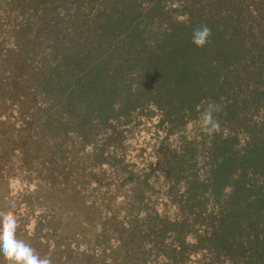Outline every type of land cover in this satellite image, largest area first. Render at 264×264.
<instances>
[{
  "label": "trees",
  "instance_id": "16d2710c",
  "mask_svg": "<svg viewBox=\"0 0 264 264\" xmlns=\"http://www.w3.org/2000/svg\"><path fill=\"white\" fill-rule=\"evenodd\" d=\"M202 26L211 35L197 47ZM8 107L75 135L127 192L105 230L62 216L51 181V234L39 223L30 237L40 259L264 264V0H0V164L17 152ZM144 120L162 139L156 166L141 168L126 142Z\"/></svg>",
  "mask_w": 264,
  "mask_h": 264
},
{
  "label": "rangeland",
  "instance_id": "374dc122",
  "mask_svg": "<svg viewBox=\"0 0 264 264\" xmlns=\"http://www.w3.org/2000/svg\"><path fill=\"white\" fill-rule=\"evenodd\" d=\"M7 109L9 111L6 116L9 118L4 117L2 121L7 122L6 128L12 137L13 146L9 148H15L17 152L8 163L0 164L1 169H5L0 174V219L3 220L0 230L6 226L9 218L14 217V237L27 247L32 244L30 237L39 223L45 225L42 235H50L48 220L44 222L42 219L52 215L46 212L41 204L51 181L55 184L56 196L61 199L59 205H62V211L59 213L62 216L67 212L81 213L83 217L90 214L94 225L105 230L116 225L114 219L118 213L124 215L125 210L120 208L125 207L127 192L110 184L109 172L104 168L90 166L89 149L84 148L75 135L53 133L52 130L45 129L38 117L32 119L31 116L35 114L33 110L29 112V118L23 121L15 107ZM161 139L156 121L144 120V124L137 128L126 142L128 159H134L141 168L150 163L156 166L159 160L156 151ZM19 152L29 155L27 166L22 163ZM158 180L157 187H161V172L158 174ZM51 222L53 231L55 227L58 230L54 231L52 237L57 241L61 235V226L57 221ZM108 243L110 242L106 245ZM53 247L51 244V249ZM0 264L11 262L7 260V263Z\"/></svg>",
  "mask_w": 264,
  "mask_h": 264
},
{
  "label": "clouds",
  "instance_id": "9594fccd",
  "mask_svg": "<svg viewBox=\"0 0 264 264\" xmlns=\"http://www.w3.org/2000/svg\"><path fill=\"white\" fill-rule=\"evenodd\" d=\"M211 31L207 26H202L193 31V44L203 47ZM16 221L14 217L8 219L6 226L0 230V255L6 257L11 264H50L47 258L40 259L31 248L18 242L15 237Z\"/></svg>",
  "mask_w": 264,
  "mask_h": 264
}]
</instances>
